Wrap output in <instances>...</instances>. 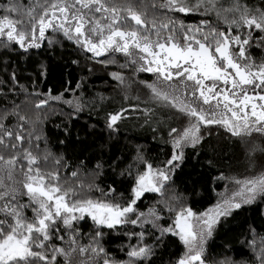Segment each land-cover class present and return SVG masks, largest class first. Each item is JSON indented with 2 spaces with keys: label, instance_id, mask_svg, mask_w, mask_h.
<instances>
[{
  "label": "snow or ice",
  "instance_id": "obj_1",
  "mask_svg": "<svg viewBox=\"0 0 264 264\" xmlns=\"http://www.w3.org/2000/svg\"><path fill=\"white\" fill-rule=\"evenodd\" d=\"M151 8L184 15L215 14L217 21L227 26V31L220 30L219 24L214 26L208 19L201 20L199 25H185L172 19L158 23L156 19H147V10L141 11L133 0H44L30 5L23 13L15 0L0 4V47L18 46L24 52L40 49L51 30L62 33L83 51L91 53L92 59L118 53L126 61L121 68L134 67L137 73H152L156 77L154 81L142 82L149 90L145 107L121 106L107 112L106 127L110 132L117 131L126 119V112L139 111L149 127L153 124L168 127L171 145L170 157L157 166L137 149L134 161L142 168L133 171L129 165L125 170L130 178L126 197L121 195L117 199L115 188L104 192L98 185H90L89 192L96 187L102 194L101 198L94 199L83 193V184L67 186L61 182L59 160L55 162L56 171L41 169L40 160L46 163L50 154L45 152L42 157L33 154L35 129L34 126L30 130L25 128L32 122L16 110L19 105L12 110H0V264H74L77 256L79 264H144L150 261L154 248L145 243L148 225L159 231L157 241L169 233L179 238L185 251L174 264H205L202 258L205 245L217 228L234 218L243 206L264 201L262 171L243 178L221 174L217 179H226L232 190L229 194L226 187L204 211L183 205L177 210L170 201H158L169 213H175L168 227L160 226L162 217L157 207L147 212L137 210V202L146 193L163 196L173 181V174L186 161L185 149L202 146V127L210 131L211 125H217L230 137L246 144V138L253 133L264 136V60L256 63L248 51L252 32L264 33V6L250 7L243 0H230L227 7L223 0H195V3L163 0L158 5L153 3ZM12 14H22L26 19H13ZM48 43L51 45L54 41L48 39ZM99 62L115 63L114 60ZM41 68L43 75L46 68L44 65ZM110 76L124 86L125 77L120 72ZM12 79H16L14 73ZM62 95L52 97L49 92L34 107L39 110L49 100H61ZM123 99L128 101L130 97L125 95ZM136 99L139 101V97ZM64 102L75 103L77 111L82 109L79 100ZM162 110L167 111V119L158 118ZM12 116L17 122L9 126L6 121ZM173 120L187 123L182 128L171 127ZM39 139L35 136V140ZM25 141L28 147H24ZM257 150L264 152V148L254 146L248 155ZM4 152L11 154L5 156ZM102 167L97 163V169ZM77 175L78 172L72 173L73 177ZM24 197L27 202L21 203ZM28 210L31 216L26 214ZM88 218L96 230L88 244L83 245L82 233L76 225ZM129 224L142 230L126 233L136 243L128 244L127 260L117 259L101 245L102 229L114 230ZM250 232L253 239L244 243L252 252L254 264H264V237L259 238L257 245L255 229ZM53 239L60 240L61 244H53ZM218 264L249 262L225 258Z\"/></svg>",
  "mask_w": 264,
  "mask_h": 264
},
{
  "label": "trees",
  "instance_id": "obj_2",
  "mask_svg": "<svg viewBox=\"0 0 264 264\" xmlns=\"http://www.w3.org/2000/svg\"><path fill=\"white\" fill-rule=\"evenodd\" d=\"M227 7L230 0H224ZM50 2V0H49ZM121 2V0H118ZM137 7L147 10V19H156L157 22L172 19L182 21L185 25H199L203 19H208L220 30L227 31L223 22H218L215 14L203 16L198 12L188 15L167 12L164 9L151 8L153 3L157 5L163 0H133ZM250 7H261V0H243ZM7 0H0V4ZM21 6V12L36 3H44V0H15ZM40 11V9H37ZM2 15V13H0ZM13 19H26L22 14H12ZM247 32V30H245ZM48 39L54 41L49 45L48 39L42 42L40 49H29L24 52L18 46L7 49L0 47V110L16 109L21 115L32 122L26 124V129H32L35 133L32 142L33 154L40 157L45 152L49 153V159L45 163L40 160L39 166L45 171H56V160L60 161L58 172L61 182L67 186L84 185L83 193L92 198H101L100 191L90 185H98L104 192L109 188H115L116 197L127 196L130 188V178L125 171L129 165L133 171L141 167L134 161L139 148L144 157L154 166L160 165L171 155V145L168 143V127L153 124L151 127L144 123L142 113L129 110L125 113L126 119L120 123L117 131L110 132L106 127V113L119 107L132 109L145 107L144 101L149 99V90L144 83H151L156 79L152 73L135 71L134 67L121 68L125 64L122 54H112L92 59L91 53H86L73 41L66 39L62 33L51 30L46 34ZM264 33L258 30L252 32L249 54L260 63L264 60V42L261 37ZM114 60L115 63L105 64L99 61ZM75 61L76 63H73ZM44 65L45 73L41 72ZM120 72L125 77L124 86H120L110 73ZM15 74V81L12 79ZM77 84L80 87H77ZM40 93L39 96L29 95ZM52 97L61 96V100H49L48 104L37 110L34 105L47 94ZM127 95L128 101L123 98ZM101 97H104L101 100ZM139 97V101L136 99ZM82 105L80 111L64 101H77ZM149 107L152 105L149 104ZM158 118L167 119V111L158 113ZM17 122L15 116L9 117L7 125L12 126ZM186 120H173L171 127L182 128L186 126ZM153 128L157 130L154 132ZM202 146L195 150L185 149L186 161L173 174V181L164 190L163 196L159 193H146L138 202L137 210L144 211L148 208L160 209V225L168 227L174 221L175 213H169L160 200L170 201L178 210L181 205L192 207L194 211H204L217 200L218 192L225 185L231 186L228 181L219 180L223 174L225 177L255 175L264 171V152L257 150L249 156L250 149L254 146L264 148V136L253 133L245 141L230 137L222 127L211 125L210 131L202 127ZM35 136L40 139L35 140ZM24 147H28L25 141ZM5 156L10 152H4ZM97 163L103 165L97 169ZM254 165V167H253ZM73 172H78L76 177ZM124 172V175L121 173ZM179 200H173V197ZM27 198L21 199L26 203ZM31 216V211L26 213ZM135 218V217H133ZM76 228L82 233L80 242L87 245L89 239L95 234V226L90 219L79 222ZM145 243L154 245L153 255L144 264H174L175 260L185 251L183 245L176 236L166 234L162 240L157 241L159 231L147 226ZM250 229H255L257 245L259 238L264 237V201L258 200L252 205H245L237 211L234 218L226 224L220 225L209 238L205 245L203 259L205 264H218L219 261L230 258L236 262L246 260L254 264L251 250L244 243L252 240ZM140 226H118L114 230L102 229L104 232L101 245L106 251L117 259L127 260L126 250L129 243L135 244L136 240H129L126 233L140 232ZM67 239V237H65ZM53 244L60 245L61 241L53 239ZM121 249H124L122 251Z\"/></svg>",
  "mask_w": 264,
  "mask_h": 264
},
{
  "label": "rangeland",
  "instance_id": "obj_3",
  "mask_svg": "<svg viewBox=\"0 0 264 264\" xmlns=\"http://www.w3.org/2000/svg\"><path fill=\"white\" fill-rule=\"evenodd\" d=\"M191 2L192 3H195V0H191ZM225 1L223 0V5H225ZM226 187H227V184L225 185V187L220 191V192H218V194H220V193H224L225 192V190H226ZM228 188V191H229V194H230V192H231V190H232V186H229V187H227ZM218 196V195H217ZM218 198V197H217ZM149 209V208H148ZM148 209H146V210H144V211H142V212H147V210ZM88 219H90V218H88ZM91 220V219H90ZM151 226V225H150ZM161 226V225H160ZM162 227V226H161ZM178 238V237H177ZM178 240H179V238H178ZM79 256H77L76 257V260H75V262H74V264H79Z\"/></svg>",
  "mask_w": 264,
  "mask_h": 264
}]
</instances>
